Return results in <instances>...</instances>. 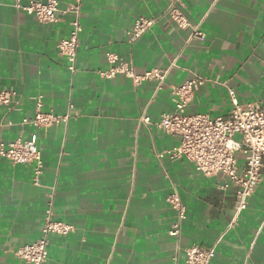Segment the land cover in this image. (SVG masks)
<instances>
[{"label":"crops","instance_id":"0c3cea01","mask_svg":"<svg viewBox=\"0 0 264 264\" xmlns=\"http://www.w3.org/2000/svg\"><path fill=\"white\" fill-rule=\"evenodd\" d=\"M59 2L65 9L73 0ZM81 2L73 73L57 47L71 34L72 15L43 23L15 0H0V90L12 92L11 103L0 104V142L35 133L44 159L36 182L34 163L0 157V264H27L15 250L38 239L52 198L53 218L74 226L50 237L52 264H186L192 244H216L211 264H264V168L234 221V187L222 190L221 175L206 176L188 159L169 157L165 152L180 137L157 124L175 110L171 86L194 73L206 81L189 112L227 116L230 89L240 104L264 101V0H184L190 20L205 33L201 39H190L189 30L163 15L167 0ZM140 16L157 19L131 42L128 32ZM110 52L138 74L170 68L163 88L155 80L101 76ZM39 99L41 111L70 113L68 121L23 124ZM144 112L151 123L141 121ZM173 191L187 208L179 236L169 234L176 220L167 201Z\"/></svg>","mask_w":264,"mask_h":264},{"label":"built area","instance_id":"2783aa9c","mask_svg":"<svg viewBox=\"0 0 264 264\" xmlns=\"http://www.w3.org/2000/svg\"><path fill=\"white\" fill-rule=\"evenodd\" d=\"M59 0H15V6L28 14L35 15L40 22H56L59 14L72 15L70 24L72 31L68 38L58 41V49L68 58L69 70L78 71L77 49L79 34L82 31L80 16L82 11L81 0H73L65 9L59 6ZM184 0H167L163 15L168 16L180 29L189 30L190 39L204 38L205 33L194 24L184 10ZM155 16H140L129 31L131 42L140 38L156 22ZM110 64L108 69L100 71V75L113 78L119 74L133 79L135 84L143 80H155L157 89H162L170 68L153 67L142 74L135 72L130 62L115 52L107 54ZM206 79L196 73L193 77L180 85L171 86L172 99L175 110L163 113L158 124L163 130L180 137L179 145L165 153L172 159L186 158L193 162L196 169L206 176L221 175L223 182L218 184L222 190L230 187L235 189V216L236 221L249 204V199L255 192L263 177L264 168V101L240 104L235 99L234 90L229 94L233 106L227 116L212 117L204 112H189L188 105L192 101L195 91L204 84ZM12 92L0 90V104H10ZM38 109L34 116L22 120L23 124H34L38 127H50L62 121H68L70 113L57 115L52 112ZM72 109L73 105H69ZM141 121L151 123L150 116L143 113ZM158 153L159 157L165 155ZM0 157L6 158L14 164L34 163L36 182L44 167L42 151L37 141V134H32L27 140L18 138L11 142H0ZM53 199V198H52ZM49 202L40 236L31 243L24 244L15 250V255L27 264H52L49 258V242L52 235H66L74 229L70 223L53 218V202ZM167 201L176 211V220L173 222L169 234L179 236L183 222L186 219V204L178 191L171 192ZM232 225H234L232 223ZM216 255V244L205 247L201 244H192L186 248V264H211ZM176 264V263H173Z\"/></svg>","mask_w":264,"mask_h":264}]
</instances>
